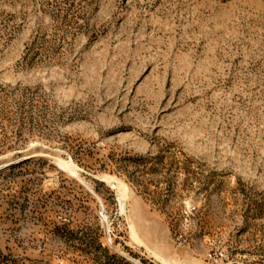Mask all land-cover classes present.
Returning a JSON list of instances; mask_svg holds the SVG:
<instances>
[{
  "label": "rangeland",
  "instance_id": "374dc122",
  "mask_svg": "<svg viewBox=\"0 0 264 264\" xmlns=\"http://www.w3.org/2000/svg\"><path fill=\"white\" fill-rule=\"evenodd\" d=\"M5 157L0 264H264V0H0Z\"/></svg>",
  "mask_w": 264,
  "mask_h": 264
},
{
  "label": "bare ground",
  "instance_id": "6f19581e",
  "mask_svg": "<svg viewBox=\"0 0 264 264\" xmlns=\"http://www.w3.org/2000/svg\"><path fill=\"white\" fill-rule=\"evenodd\" d=\"M39 145V144H38ZM42 153H46L45 151H41V150H39V151H35V148H34V152L32 153V154H30V155H23V156H21V157H18V161H23V160H25V159H28V158H30V157H33V156H35V155H38V154H42ZM47 153H49V154H51L52 156H58L56 153H52V152H47ZM10 156V155H9ZM9 158H11V157H8V158H6L5 157V159H3V160H1L0 161V170H3V169H5L6 167H8L10 164H11V162H10V160H9ZM54 158V157H53ZM60 158V157H59ZM58 158V159H59ZM56 159V158H55ZM59 161H60V159H59ZM67 167H69V166H67ZM70 168V167H69ZM68 169V168H67ZM72 171H73V169H72ZM103 179V178H102ZM104 180V179H103ZM104 181H106V180H104ZM108 182L109 183H111V184H116V185H118L119 186V188H120V190H121V192H120V194H121V200H120V203H121V207H122V211H123V213L125 214L126 213V204H125V191H126V188L128 187L127 186V184H125V183H123L122 181H120V182H115L112 178H109L108 179ZM131 215V214H130ZM131 223H129L128 222V226L130 225ZM132 230V229H131ZM134 232V231H133ZM133 237L139 242V244L141 245V243H143V244H145L146 246H148L144 241H143V239L139 236V234L138 233H134L133 234ZM149 247V246H148ZM150 248V247H149ZM153 250V249H152ZM154 251V250H153ZM155 252V251H154ZM155 254L159 257V258H161V260H158V261H160V262H162V260L163 261H165L167 264H171V263H169L167 260H165L162 256H160L159 254H157L156 252H155ZM157 259V258H156ZM232 264H235V263H232ZM238 264H241V263H238Z\"/></svg>",
  "mask_w": 264,
  "mask_h": 264
},
{
  "label": "water",
  "instance_id": "95a60500",
  "mask_svg": "<svg viewBox=\"0 0 264 264\" xmlns=\"http://www.w3.org/2000/svg\"><path fill=\"white\" fill-rule=\"evenodd\" d=\"M112 178L115 182H120L121 179L114 177V176H107ZM125 204H126V217H127V221L130 223L131 222V215H130V210H129V187L126 188L125 191ZM141 248H143L148 254H150L151 256L157 258L158 260H161V258H159L155 252L149 248L148 246H146L145 244L141 243L140 245Z\"/></svg>",
  "mask_w": 264,
  "mask_h": 264
}]
</instances>
